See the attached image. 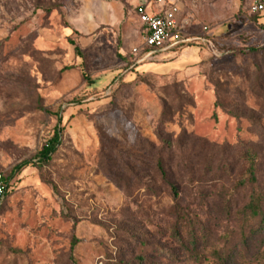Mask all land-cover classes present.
<instances>
[{
  "label": "rangeland",
  "instance_id": "obj_1",
  "mask_svg": "<svg viewBox=\"0 0 264 264\" xmlns=\"http://www.w3.org/2000/svg\"><path fill=\"white\" fill-rule=\"evenodd\" d=\"M121 1L119 28L96 24L114 9L95 0H0V264H250L262 238L243 242L229 214L247 202L248 147L264 189L258 0H166L194 34L211 28L218 53L193 44L150 62L132 54L143 40L129 5L156 0ZM57 129L52 160L12 176ZM173 187L194 255L174 234Z\"/></svg>",
  "mask_w": 264,
  "mask_h": 264
},
{
  "label": "trees",
  "instance_id": "obj_2",
  "mask_svg": "<svg viewBox=\"0 0 264 264\" xmlns=\"http://www.w3.org/2000/svg\"><path fill=\"white\" fill-rule=\"evenodd\" d=\"M212 40L215 43L214 37ZM202 48V47H200ZM77 53H79V48H76ZM257 48H250L249 50H240L239 53H248L257 52ZM228 52L236 53L235 50L231 49ZM87 80L88 78L85 77ZM90 81V80H89ZM114 82H116L114 80ZM86 101V98L77 99L73 102L74 106L83 105ZM62 142V131L57 129L55 131L54 137L51 138L47 144L44 145L42 150L37 154L36 161H26L17 165L13 170V175L21 174L25 169L29 167H35L36 162L41 165L48 164L53 156L57 153ZM245 157L248 163L247 175L244 179L241 180L239 189H246L248 191L247 202L238 214H229L231 218L237 221L242 222V226L240 228L241 238L244 239L243 242H247L248 239H251L252 236H259L262 238L260 249L258 250V255L250 262V264H264V189L261 187L260 179H259V154L253 148H246L244 151ZM163 171V170H162ZM5 183L7 186L6 195L8 194V189L10 187V180L4 176ZM173 191V199L176 203L175 210H177L178 218L176 221V227L174 228V234L180 243L186 247V249L191 252L193 255L196 250V236L194 233L195 223L194 220L185 214H181L178 210L180 208V194L176 187L172 188ZM229 202L227 203V205ZM1 206V204H0ZM229 209V206H228ZM188 229L192 235V241L195 243H189L188 246H185L184 233H187L185 229ZM249 235V236H248ZM251 236V237H250ZM232 237V235L230 236ZM194 244V245H193ZM193 247V248H192ZM163 253L170 258H175L171 251L163 250ZM218 259L223 260V253L218 251L216 253Z\"/></svg>",
  "mask_w": 264,
  "mask_h": 264
},
{
  "label": "built area",
  "instance_id": "obj_3",
  "mask_svg": "<svg viewBox=\"0 0 264 264\" xmlns=\"http://www.w3.org/2000/svg\"><path fill=\"white\" fill-rule=\"evenodd\" d=\"M254 14L264 13V0H258L251 8ZM136 15L142 25V44L132 52L143 61H154L156 55L166 51L182 50L183 47L197 44L207 47L217 55L218 50L212 40L213 33L209 26L202 27L200 34L193 18L184 19L177 7L169 6L166 0H156L153 7L141 4L136 8ZM7 186L3 174H0V204L6 197Z\"/></svg>",
  "mask_w": 264,
  "mask_h": 264
},
{
  "label": "crops",
  "instance_id": "obj_4",
  "mask_svg": "<svg viewBox=\"0 0 264 264\" xmlns=\"http://www.w3.org/2000/svg\"><path fill=\"white\" fill-rule=\"evenodd\" d=\"M95 2H96V5H98L99 7H101L104 10L109 9V8L114 9V13L113 14H109L108 13L106 15H102L100 17V19L96 22V24H100V25H111V24H113L115 26L117 25L119 28L122 27L123 22H124V18H125L124 9L126 8V4L124 2H122L121 0H112L111 3L109 1H107V0H95ZM141 4H139V3H136V4L130 3L129 7L130 8H132V7L135 8V9H133V11L135 12V15H136V8L139 5H141ZM144 4L147 5L149 8L154 6L153 4L146 3V2H144ZM131 15H133V14H131ZM128 29L130 30V28H128Z\"/></svg>",
  "mask_w": 264,
  "mask_h": 264
}]
</instances>
